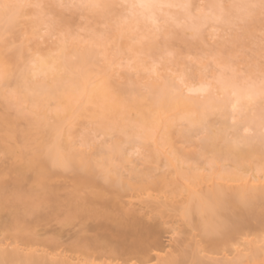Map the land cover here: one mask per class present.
<instances>
[{"label":"bare ground","instance_id":"1","mask_svg":"<svg viewBox=\"0 0 264 264\" xmlns=\"http://www.w3.org/2000/svg\"><path fill=\"white\" fill-rule=\"evenodd\" d=\"M28 1L34 2H0V33L18 24L24 15L20 10ZM207 2L214 18L223 19L226 12L239 18L246 29L250 26L246 17L254 12L248 1L229 2L226 6L221 0ZM141 3L147 6L141 7ZM192 4L193 0H131L128 9L133 17L119 14L122 22L117 21V25L121 29L146 20L153 24L160 12L177 6L181 12L176 16L181 17H176L173 9L170 15L176 18L171 20L166 12L167 22L187 19L183 28L196 35L207 16H194ZM111 5L110 0H89L88 8L110 11ZM135 27L131 28L134 34L140 26ZM169 30L163 31L171 35ZM136 34L135 43L130 45L133 50L141 53L155 47L149 33ZM98 37H91L93 44ZM60 41L59 54H39L30 60L29 68L16 63L22 56V49L16 48L10 57L14 73L0 52V94L27 120L23 139L45 140L52 136L48 143L38 142L35 153L27 157L23 147L7 143L8 132L0 135V154L11 155L6 167L0 165V235L5 240L0 239V264H150L151 250L158 259L154 264H264V134L257 131L263 114L258 109L254 119L246 113L248 103L264 94V80L258 84L249 76L237 79L233 74L214 79L217 86L205 82L200 87L187 85V91L201 93L219 87L225 95L222 99L212 94L203 100L194 99L165 80L148 83L146 92L140 93L132 84L116 86L107 76L92 80L85 67L94 62V50L88 45L68 48L64 40ZM125 44L122 46L127 47ZM10 86L9 93L3 91ZM23 104L29 115L22 113ZM230 107L240 112V123L250 125L254 135H230L225 123L214 127L209 117L216 113L228 117ZM75 115H86L100 129L115 130L126 140L136 138L143 146L159 129L154 160L163 153L162 166L169 171L156 174L154 167L145 170L138 163L128 162L119 144H98L92 151L81 150L71 140V132L61 130L64 122ZM180 121L185 124L181 136L189 137L198 128L206 132L199 140L198 151L182 152L170 141L171 129ZM8 122L12 124L13 120ZM59 159L72 168L68 184L71 189L63 198L61 191L67 186L60 182L67 177L54 166ZM202 163L209 165V174L199 172L196 165ZM249 171L252 174L245 175ZM101 180L111 191L101 188ZM126 191L149 196L145 205L154 211L151 222H146L137 210L119 206V197ZM178 196L184 197L182 202L176 201ZM117 204L120 209L115 212ZM59 213L62 217L57 222L62 227H78L67 248L73 255L57 252L58 237L42 238L39 233V228ZM170 215L181 218L182 228L170 237L171 249L162 253V223L158 218ZM89 223L96 224L93 232ZM243 235L253 237L234 247L233 241Z\"/></svg>","mask_w":264,"mask_h":264},{"label":"rangeland","instance_id":"2","mask_svg":"<svg viewBox=\"0 0 264 264\" xmlns=\"http://www.w3.org/2000/svg\"><path fill=\"white\" fill-rule=\"evenodd\" d=\"M6 1L14 3L16 0ZM87 1L34 0V2H25L20 10L24 15L19 17L18 24L9 31L1 29L0 33V52L4 63L12 69V73L15 71V64L10 61V57L16 48L22 49V56L17 59L16 63L29 68L32 66L30 60L39 54L47 52L53 55L59 54L57 45L61 42L60 39H62L68 48H82L88 45V47H91L90 49L94 50V62L85 67L89 70V75L93 77L92 80L98 81L102 77L107 76L116 86L124 87L126 84H132L140 93L146 92V85L148 83L165 80L173 84L177 91L182 90L185 95L194 99L203 100L208 94L222 99L225 95L221 93L220 89L218 90L219 87L210 88V90L201 93L187 91V85L190 83L196 87H200L201 82L214 85L217 77L233 74L234 76L236 74L235 78L237 79H242L241 77L248 78L249 76L252 78L251 80L254 79L258 84L264 80V0H243L244 2H249L248 4L254 12L252 15L246 17L247 21L250 22V26L247 29L243 22L232 14L228 13L229 15H227L225 12V16H227H224L225 19L224 17L223 19L214 18L215 16L213 17L211 15L212 12H210L212 10L209 9L208 11L209 7L206 5L208 0H193L191 9L193 8L192 10H194L192 11L194 16L200 13L207 16L203 22L201 21L202 23L196 35L190 29L183 28L187 19L185 21L184 18L178 19L179 22H176V20L172 21V24L176 22L173 26L169 24L171 23V18L174 17L170 14L174 13L176 16V14L181 12V9L177 6L172 7L170 10L166 9L165 12H160L161 14L158 16L159 19L156 23L152 24V21L149 20L140 23L131 22L132 24H128L129 26L127 27L124 25V29L121 26V30L119 23V26L117 25V21L120 20L122 22L121 16L127 14L126 16L133 17L131 16V11L128 9L130 8L131 0H110L113 7V9L111 7L110 11L103 9L91 11L88 8L89 0ZM221 1L226 6L231 4L229 2H237L239 0ZM0 2H3V0H0ZM162 7L165 8L166 6L163 5ZM194 7L196 8L194 9ZM171 11L173 13H170ZM119 14H121L120 17ZM168 16L169 18L171 17V20L167 22ZM179 17H181V14ZM36 20L38 21L36 22ZM165 22L168 26L165 25ZM1 26L0 24V28H2ZM135 26L138 29L141 28L140 30H135L136 33H139V36L141 33H149L148 35L152 36L153 40L151 41H153V46L155 45V47H151L141 53L132 49L130 45L138 37V34H134L133 31L136 29ZM160 26L163 27L161 28ZM161 29L167 32L170 29L169 32L173 33L167 35ZM122 32V38H120L119 34L121 35ZM135 35L137 37L134 40L133 37ZM93 36H99L98 42L100 43L94 41L97 45L93 44V38H91ZM148 39H145V42H149L147 41ZM123 42L126 43L127 47L122 46ZM10 90H12V86L3 89L6 93H9ZM21 109L25 116L29 115L26 104H23ZM258 109L262 111L263 115L257 131L260 134H264V94L248 103V111L246 113L248 116L257 119L255 114ZM229 111L230 116L228 117L221 116L218 113L209 117L215 128L221 127L225 123L228 125L227 131L230 135L233 133L248 136L255 134V130L251 129L250 125L246 122L240 123V112L237 109L233 110L230 107ZM0 117L4 120L0 122V135L8 132L10 138H8L7 143L11 146L23 147L27 157L35 153L38 142L43 141V143H48L52 139V136H50L45 140L37 138V140L31 139L25 141L22 134L27 128V120L24 116L17 114L16 107L8 106L7 101L1 94ZM8 120H13V123L10 124ZM52 121L53 119L50 118L49 122ZM238 122L239 125L236 126ZM183 129H185V124L181 121L173 126L170 141L182 152L191 154L198 151L199 140L206 135V132L202 128H198L189 137H184L180 135V131ZM61 130L63 132L69 130L72 136L71 140L81 150L92 151L93 147L98 144L104 146L119 144L123 156L128 162L138 163L139 167L145 170L154 167L156 174L162 171H169L168 168L162 166L164 162L163 153L159 154L160 159L154 160L157 154L155 150L157 146L156 141H158L160 135L159 129L154 131L152 140L146 146L138 143V140L133 137L126 140L115 130L104 131L100 129L96 122L86 115H75L67 119L62 125ZM10 160L11 155L0 154V165L6 167ZM54 166L59 171L64 172V176L67 177V180L64 178L63 182L62 180L60 182L62 185L67 186V188L61 191V198H63L64 193L71 189V186H68V184H70L72 168L67 167L60 159L55 162ZM196 167L200 168L199 172L202 174H209L211 171L208 168V164L202 163L196 165ZM226 168H230V166L226 165ZM251 174L252 172L250 171L245 173V175ZM100 186L101 188H108V184L103 180H101ZM107 191L111 190L107 189ZM148 198L147 194L137 196L134 191H126L119 197V206H124L125 209H135L146 222H151L155 218V214L149 206L145 205ZM183 198L182 196H178L176 201L182 202ZM119 206L117 204L114 207L115 212H118ZM61 217V213L52 217L47 224L39 228V233L42 238L50 236L58 237L57 252L73 255L67 248L74 239L78 227H62L57 222ZM158 219L162 223L160 234L161 252L165 253L171 249L170 237L176 235L177 231L182 228L181 218L177 215H170ZM95 227V223H89L88 228L90 232H93ZM262 236L264 237V233ZM251 237L253 236L245 237L243 235L237 237L233 241L234 247L239 246L246 238ZM0 239L5 242L2 235H0ZM198 239V237L195 238V240ZM3 241L2 243H4ZM118 255L121 258L126 257L125 254L118 253ZM149 255L151 256L150 264L158 262L155 250H151Z\"/></svg>","mask_w":264,"mask_h":264},{"label":"snow or ice","instance_id":"3","mask_svg":"<svg viewBox=\"0 0 264 264\" xmlns=\"http://www.w3.org/2000/svg\"><path fill=\"white\" fill-rule=\"evenodd\" d=\"M141 7H146L147 5L146 4H144V3H141V5H140Z\"/></svg>","mask_w":264,"mask_h":264}]
</instances>
